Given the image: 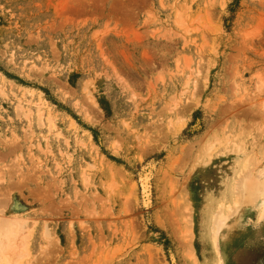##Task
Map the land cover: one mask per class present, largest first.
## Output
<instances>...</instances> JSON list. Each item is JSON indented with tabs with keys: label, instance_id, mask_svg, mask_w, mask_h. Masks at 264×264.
<instances>
[{
	"label": "rangeland",
	"instance_id": "1",
	"mask_svg": "<svg viewBox=\"0 0 264 264\" xmlns=\"http://www.w3.org/2000/svg\"><path fill=\"white\" fill-rule=\"evenodd\" d=\"M244 164L264 172V0H0L17 264H264L259 202L211 241Z\"/></svg>",
	"mask_w": 264,
	"mask_h": 264
},
{
	"label": "bare ground",
	"instance_id": "2",
	"mask_svg": "<svg viewBox=\"0 0 264 264\" xmlns=\"http://www.w3.org/2000/svg\"><path fill=\"white\" fill-rule=\"evenodd\" d=\"M246 164L243 165L245 172L239 177L235 186H232L234 192L233 205L225 208L223 204H220L218 212L212 217L210 225L211 241L215 247L216 255L218 253V245L221 243H219V240L222 237V233L229 227V218L231 216H236L243 207L249 206L254 202H259L262 207L261 212L262 214L264 213V172L256 176L251 175L252 172L247 169ZM146 185L147 178L144 177L142 180L144 194ZM225 209L229 213H226ZM29 228V223L17 216H0V264H17L23 259ZM216 264H222L221 260H216Z\"/></svg>",
	"mask_w": 264,
	"mask_h": 264
}]
</instances>
